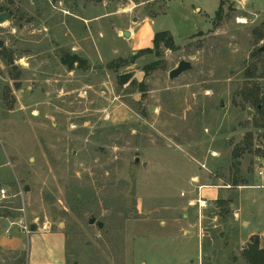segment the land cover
<instances>
[{"label":"rangeland","instance_id":"obj_1","mask_svg":"<svg viewBox=\"0 0 264 264\" xmlns=\"http://www.w3.org/2000/svg\"><path fill=\"white\" fill-rule=\"evenodd\" d=\"M0 9L3 236L25 209L30 223L64 232L68 264H252L243 229L254 203L238 201L264 193V123L249 101L264 98V0ZM165 31L173 48L155 49ZM180 61L192 68L170 80ZM239 206L248 214L236 218ZM25 260V250H0V264Z\"/></svg>","mask_w":264,"mask_h":264},{"label":"crops","instance_id":"obj_2","mask_svg":"<svg viewBox=\"0 0 264 264\" xmlns=\"http://www.w3.org/2000/svg\"><path fill=\"white\" fill-rule=\"evenodd\" d=\"M241 188V187H240ZM258 188V187H257ZM264 188V187H263ZM264 190V189H263ZM260 194V193H259ZM264 196V193L261 196ZM252 198L249 193L239 192V203L243 204H252L254 212L252 210L248 211L250 214L251 220L247 221L249 226L244 228L243 232L248 235V239L253 238L258 241V250L264 251V197ZM244 206H239L235 211L237 215L236 218H240L246 211L243 208ZM247 213V212H246ZM247 213V214H248ZM186 217V215H184ZM6 222L9 220L0 218V250L6 251H24L26 252V262L24 264H68L67 261V246H66V236L61 230H51L49 227L47 229H42V226L38 223L37 230L31 232L30 235H25L21 228L18 226V229L14 230L13 235H10L8 228H5ZM15 222L11 221V224ZM246 222L242 221V225ZM32 224V223H31ZM4 229V230H3ZM2 230L8 236H3ZM9 232V233H8ZM242 232V234H243ZM189 234V231L184 232V234ZM25 238L27 240V245L25 244ZM188 238V237H187ZM188 240V239H186ZM190 244L188 241L187 246ZM192 245V244H191ZM186 246L187 252L189 248L192 247L193 251L199 252V243L195 242L193 246ZM195 245V246H194ZM24 247H26L24 249ZM185 251H183L184 253ZM186 253V252H185ZM185 257V256H184ZM178 257L173 258L171 261H185L186 258ZM197 260V259H196ZM189 261H193L190 259Z\"/></svg>","mask_w":264,"mask_h":264},{"label":"trees","instance_id":"obj_3","mask_svg":"<svg viewBox=\"0 0 264 264\" xmlns=\"http://www.w3.org/2000/svg\"><path fill=\"white\" fill-rule=\"evenodd\" d=\"M3 10L0 9V13H2ZM10 14V13H9ZM153 46L155 49H158L162 44L164 47L168 48V49H172L173 45H174V41L173 38L171 36V34L169 32H158L154 35L153 38V42H152ZM256 54H259L258 51H256ZM262 77H264V73L261 74ZM125 81V80H124ZM129 81V79H126V81L124 83H127ZM249 101L255 105L259 115H260V119L263 121L264 123V98L259 97V95H255V96H251V99H249ZM260 108H262V111H260ZM243 152V150H236L234 153V157L237 158V156H239V154ZM233 186L238 187V186H251L253 184H251L250 181H246V180H241V182H239L238 180L234 181ZM220 205L224 206L227 205L225 201H220ZM254 245L256 247H253V251H255V256L253 257V259H249V261H254L252 264H261L264 261V251L262 250H258L257 246H258V241L257 239H254ZM256 248V249H255Z\"/></svg>","mask_w":264,"mask_h":264},{"label":"water","instance_id":"obj_4","mask_svg":"<svg viewBox=\"0 0 264 264\" xmlns=\"http://www.w3.org/2000/svg\"><path fill=\"white\" fill-rule=\"evenodd\" d=\"M8 19H9L8 13H1L0 14V25H3V23H6L8 21ZM123 35L126 38L130 37V32L129 31H123ZM2 46H3V43L0 41V47H2ZM258 52H264V46L259 48ZM191 68H192L191 63L186 62V61H180L178 63V65H177V67L169 72L168 77H169L170 80H173V79L179 77L184 72L190 70ZM136 162H138V159H136ZM0 187H1V185H0ZM25 191H29V188L25 187ZM89 223L90 224H94L95 223L96 226L99 227V228L103 227V224L101 222H96L95 219H91L89 221ZM31 230L33 232H35L37 230L36 223H32L31 224Z\"/></svg>","mask_w":264,"mask_h":264},{"label":"built area","instance_id":"obj_5","mask_svg":"<svg viewBox=\"0 0 264 264\" xmlns=\"http://www.w3.org/2000/svg\"><path fill=\"white\" fill-rule=\"evenodd\" d=\"M261 175V177H263V173L262 171L259 173ZM7 193L6 190L1 186L0 187V202H2L4 199H6ZM200 208H203L206 206V201L202 198L197 200ZM20 212L23 213V216L19 219V222L17 223V225L21 228V231L25 234V235H30L32 230H31V223L27 220V217L25 215V209H20ZM48 225L47 224H43L42 229H47Z\"/></svg>","mask_w":264,"mask_h":264}]
</instances>
